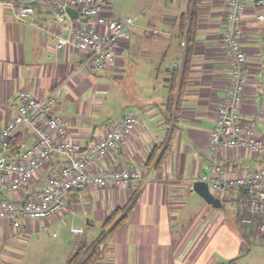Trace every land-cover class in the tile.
<instances>
[{
    "label": "crops",
    "instance_id": "1",
    "mask_svg": "<svg viewBox=\"0 0 264 264\" xmlns=\"http://www.w3.org/2000/svg\"><path fill=\"white\" fill-rule=\"evenodd\" d=\"M226 1L134 0L129 38L120 41L113 64L96 72L83 65L73 45L57 46L68 29L51 8L16 0L35 9L22 22L0 4V128L13 118L12 99L26 89L37 97L51 94L53 113L83 146L132 111L139 124L120 151H108L98 165L140 173L125 188L71 190L63 214L52 220H22L17 229L0 219V264H68L83 245L96 250L92 264H264L261 218L213 193L221 201L214 208L192 190L215 162L227 176L264 166L263 156L242 147L221 149L215 160L208 154L209 131L230 72L221 45ZM254 1L243 0L247 82L241 119L264 140V16L255 18L264 15V3L254 7ZM186 37L190 51L180 88L175 63ZM114 105L119 113L111 119L103 110ZM20 138L26 146L32 141ZM51 167L44 166L35 189L43 187ZM121 216V224L106 234ZM73 226L82 232H73ZM63 229L70 246L60 242Z\"/></svg>",
    "mask_w": 264,
    "mask_h": 264
},
{
    "label": "built area",
    "instance_id": "2",
    "mask_svg": "<svg viewBox=\"0 0 264 264\" xmlns=\"http://www.w3.org/2000/svg\"><path fill=\"white\" fill-rule=\"evenodd\" d=\"M55 14L56 22L65 23L66 38L59 39L58 47L70 43L82 55L83 65L92 71H100L113 64L120 41L129 38L127 29L133 18L122 20L110 17L105 12L107 0H38ZM264 0H255L254 7H260ZM20 21L34 16L31 5L18 4L16 0H0ZM225 34L222 46L230 69L224 96L215 113V123L209 131L208 154L215 160L221 149L244 148L252 155L264 157V140L257 130L241 119L243 91L246 85L247 56L243 44L244 15L243 0H227ZM77 13L72 16L67 9ZM263 13L255 18L261 19ZM180 60L175 68L180 70L186 49V40L179 41ZM53 98L37 97L30 90H19L11 101L13 118L0 128V219L8 220L12 228L20 229L21 221L52 220L61 216L66 198L71 190L81 192L89 186L101 188H125L130 180L140 177L135 169H102L98 163L108 151H120L132 130L139 124L138 116L127 111L118 121L111 123L97 140L88 146L70 137L66 120L53 113ZM23 139L30 137L26 146L20 143L17 154H9L10 138L16 133ZM52 164L42 188L35 189L34 182L44 166ZM211 172L199 180L208 183L209 191L240 203L251 215H258V230L264 235V166L242 176H227L217 162ZM33 186V187H32ZM28 192L22 193V189ZM4 192L6 195H4ZM21 192L18 199L13 195ZM249 218L243 221H249ZM73 232L82 229L72 227Z\"/></svg>",
    "mask_w": 264,
    "mask_h": 264
},
{
    "label": "trees",
    "instance_id": "3",
    "mask_svg": "<svg viewBox=\"0 0 264 264\" xmlns=\"http://www.w3.org/2000/svg\"><path fill=\"white\" fill-rule=\"evenodd\" d=\"M190 51V47L187 45V37H186V49H185V52H184V55H183V62H182V66L180 68V70H177L175 69V75H177L179 78H178V83L180 85V88L183 87V85L185 84L184 83V80H185V75H186V66H187V61H188V53ZM20 134L19 133H16V135L12 136L10 138V143H9V147H8V153L9 154H17V151L19 150L20 148V143H21V140H20ZM152 159V156H149L148 157V161H151ZM118 211H116L114 214H112L111 216H109L105 221H104V224H107L109 221H111L114 217V215L117 213ZM125 216H121L119 218V220H117L114 225L106 232L107 233H111L113 230H115L119 224H121V221L124 219ZM105 234V233H104ZM103 234V235H104ZM99 243V242H98ZM95 255H96V250L92 249L91 246H82L78 249V251L73 254L71 256V258L67 261L68 264H92L94 258H95Z\"/></svg>",
    "mask_w": 264,
    "mask_h": 264
},
{
    "label": "rangeland",
    "instance_id": "4",
    "mask_svg": "<svg viewBox=\"0 0 264 264\" xmlns=\"http://www.w3.org/2000/svg\"><path fill=\"white\" fill-rule=\"evenodd\" d=\"M133 6H134V0H107L106 4L104 5V9L105 12L113 16V18L122 20L123 17L125 16H129L133 18L134 16ZM128 32H129V28H128ZM114 104H116V102H114ZM104 111L105 113H109L108 118L111 119H114L116 115L119 113L115 105L114 107L109 108L107 111L103 110V112ZM109 126L110 124L107 126V128H109ZM54 229L55 228H53V230ZM50 231L51 229H48V232ZM42 233L44 232L42 231ZM59 239L63 245L66 244V246H70L71 243H69V241L71 238L67 237V233L65 232L64 229L62 230L61 237Z\"/></svg>",
    "mask_w": 264,
    "mask_h": 264
},
{
    "label": "water",
    "instance_id": "5",
    "mask_svg": "<svg viewBox=\"0 0 264 264\" xmlns=\"http://www.w3.org/2000/svg\"><path fill=\"white\" fill-rule=\"evenodd\" d=\"M68 13H70L72 16H76L77 13L73 9L68 8ZM192 190H194L198 195H200L205 201H207L212 207L219 208L221 206V201L219 197H215L210 191L208 187L207 182H203L201 180H195L193 181V187Z\"/></svg>",
    "mask_w": 264,
    "mask_h": 264
}]
</instances>
